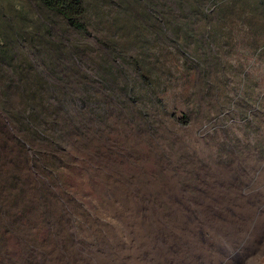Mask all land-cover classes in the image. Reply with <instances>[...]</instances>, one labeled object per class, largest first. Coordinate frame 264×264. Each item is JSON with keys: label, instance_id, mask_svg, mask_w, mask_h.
I'll return each instance as SVG.
<instances>
[{"label": "rangeland", "instance_id": "374dc122", "mask_svg": "<svg viewBox=\"0 0 264 264\" xmlns=\"http://www.w3.org/2000/svg\"><path fill=\"white\" fill-rule=\"evenodd\" d=\"M82 1L85 34L26 0H0V264H264V35L228 20L207 77L193 41H168L150 51L156 73L136 101L99 73L106 58L130 74L98 41V9L114 0ZM20 10L50 29L56 54L17 35L29 26ZM26 62L56 108L38 116L46 140L22 126L37 83Z\"/></svg>", "mask_w": 264, "mask_h": 264}, {"label": "trees", "instance_id": "16d2710c", "mask_svg": "<svg viewBox=\"0 0 264 264\" xmlns=\"http://www.w3.org/2000/svg\"><path fill=\"white\" fill-rule=\"evenodd\" d=\"M26 1L30 5H36L33 6L36 7L35 12L37 9H41L51 16L59 17L64 21L67 28L70 27L83 34L88 32L86 24L82 21L86 12L82 0ZM109 5H113V7H107V9L99 7L98 9L97 17L100 19V25L103 26V32L105 31L101 35L102 38H98V41L106 49L112 62H116L118 59L121 60L119 67L124 70V65H127L130 68V74L121 77L120 72H116L106 58L100 60L102 66H100L99 73L108 75L110 77L109 82L116 84L115 89L120 87V91H126V88L129 87L127 95L136 99V101L150 93L152 87L151 76L156 73L153 72V62L151 60L153 58V61L157 62L159 55L151 54L150 51L156 48V54H158L160 49L166 47L168 41L170 42L169 46H172V48L176 44L179 47H185L193 41L194 59L201 66L199 72L205 73L204 77H207L209 72L206 73L205 69L209 71V67L212 65L211 61H207V53L212 48L209 47V44H217L216 40L220 37L231 38V32L227 29L228 20L232 18L240 19L245 25V32L248 34L246 35L251 39H254L255 36L264 35V0H114ZM36 13L41 12L37 11ZM29 16L27 10L17 12L19 26L29 25L28 28H25L26 30L24 29L25 31H16L17 35L21 36L18 33L22 32L24 38L28 37L32 43H48L51 53L56 54L59 49H53L54 45L47 40L50 36V29L40 24L38 18L32 19ZM256 43H254L255 46ZM251 44L253 43L251 42ZM128 46L133 47L134 50L129 54L127 51ZM72 50L74 51L76 48L69 51L73 52ZM51 57L53 55H50L49 58L52 64L54 57L52 62ZM55 59L58 62L60 60L57 57ZM26 65L25 73H30L31 78H35L37 83L26 81L29 97H31V110L27 114L26 120H22V126L27 128L28 134L46 140L45 135L47 132L45 129L39 128L41 122L38 116L41 114L42 117H51L52 114L54 115V109L56 108L47 101L45 89L48 86L42 82L41 75L30 63L26 62ZM18 69L21 70V68ZM26 74L23 75L22 73V76L28 78ZM138 80L143 81V84H141L144 87L133 85L135 81L139 82ZM109 90L114 89L109 88ZM182 123L187 124V121L183 120Z\"/></svg>", "mask_w": 264, "mask_h": 264}, {"label": "bare ground", "instance_id": "6f19581e", "mask_svg": "<svg viewBox=\"0 0 264 264\" xmlns=\"http://www.w3.org/2000/svg\"><path fill=\"white\" fill-rule=\"evenodd\" d=\"M135 232V231H134ZM137 236V234H136ZM133 237H135V235H133ZM139 238V237H138ZM220 239V238H219ZM140 241V240H139ZM138 241V242H139ZM136 242V241H135ZM137 243V242H136ZM139 244V243H138ZM105 257V256H103ZM111 257V256H110ZM108 258V257H107ZM114 258V257H113ZM97 260V261H96ZM95 261L98 262V264H131V263H123L121 259H96ZM211 260H214L213 261V264H219V259H205L204 261L206 262V264H210V261ZM133 263V262H132ZM134 264V263H133ZM224 264H227L226 262Z\"/></svg>", "mask_w": 264, "mask_h": 264}]
</instances>
